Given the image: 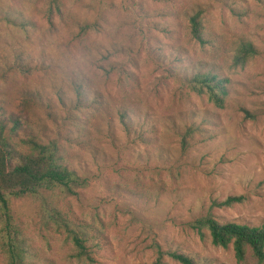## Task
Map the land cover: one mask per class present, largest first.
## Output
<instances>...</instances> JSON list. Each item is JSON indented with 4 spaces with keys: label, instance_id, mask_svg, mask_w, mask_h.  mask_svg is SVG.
<instances>
[{
    "label": "rangeland",
    "instance_id": "1",
    "mask_svg": "<svg viewBox=\"0 0 264 264\" xmlns=\"http://www.w3.org/2000/svg\"><path fill=\"white\" fill-rule=\"evenodd\" d=\"M199 7L204 45L188 32ZM65 11L50 23L33 9L25 32L0 23V55L21 51L29 66L0 80L2 111L22 120L17 144L28 135L56 143L86 181L76 195H45L63 222L45 218L39 199L12 201L27 261L185 264L169 255L176 251L193 264H258L249 252L238 262L232 246L212 245L193 223L211 213L222 223L264 224V0H65ZM83 21L97 29L80 32ZM244 42L256 53L235 65ZM198 65L230 80L223 108L181 80ZM75 82L92 106L74 107ZM122 109L136 126L129 135ZM191 120L204 132L184 149L180 133ZM228 197L242 201L215 205Z\"/></svg>",
    "mask_w": 264,
    "mask_h": 264
},
{
    "label": "trees",
    "instance_id": "2",
    "mask_svg": "<svg viewBox=\"0 0 264 264\" xmlns=\"http://www.w3.org/2000/svg\"><path fill=\"white\" fill-rule=\"evenodd\" d=\"M33 9L39 10L42 16L52 23L56 16H65V0H0V23L7 29L25 32L34 25L29 15ZM203 12L199 7L188 15L189 35L200 45L209 42L203 24ZM77 25L82 33L97 29L96 23L83 21ZM255 53L254 45L244 42L235 54L233 63L244 66ZM0 61V80L13 71L29 72V66L25 63L21 51L10 52V55L3 52ZM117 65L118 63H110L108 70L119 69ZM181 80L193 93L206 96L207 100L218 108L224 107L229 95L228 78L198 65L184 72ZM73 91L74 107L92 106L94 99L90 101L81 84L75 82ZM31 99V96L25 95L23 103L30 106ZM2 110L0 105V250L5 256L6 264H30L26 259L23 230L12 212V201L24 198L39 199L43 204L41 211L45 218L63 222L62 212L50 206L45 195L55 191L63 195H76V189L83 187L86 181L65 163L56 143L43 144L33 135H28L26 139L19 138L21 144L18 145L16 139L23 128L22 120L7 117ZM118 121L126 134L135 132L134 120L126 109L118 111ZM8 123L12 125L9 126ZM175 126L178 128V125ZM203 132L204 129L196 121L186 123L180 133L182 147L185 149L190 146L193 136ZM140 137L142 138L141 135ZM240 201L241 197H228L224 201H216L215 205L230 206ZM193 228L200 234L206 229L214 246H232L238 262H243L249 252L258 264H264V224L251 226L233 221L222 223L208 213L194 221ZM74 242L84 250L83 241L78 236L74 237ZM169 255L182 263L193 264L192 259L176 251L169 252Z\"/></svg>",
    "mask_w": 264,
    "mask_h": 264
}]
</instances>
